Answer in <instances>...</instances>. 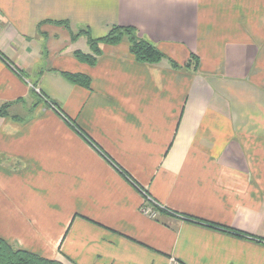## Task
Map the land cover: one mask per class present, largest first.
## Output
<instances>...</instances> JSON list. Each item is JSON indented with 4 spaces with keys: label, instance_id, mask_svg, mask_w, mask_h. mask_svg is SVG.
I'll list each match as a JSON object with an SVG mask.
<instances>
[{
    "label": "crops",
    "instance_id": "obj_1",
    "mask_svg": "<svg viewBox=\"0 0 264 264\" xmlns=\"http://www.w3.org/2000/svg\"><path fill=\"white\" fill-rule=\"evenodd\" d=\"M113 24L180 65L196 55V71L137 62L126 39L94 65L75 58L88 46L70 32ZM4 103L0 238L15 248L62 264H264V0H0Z\"/></svg>",
    "mask_w": 264,
    "mask_h": 264
},
{
    "label": "trees",
    "instance_id": "obj_2",
    "mask_svg": "<svg viewBox=\"0 0 264 264\" xmlns=\"http://www.w3.org/2000/svg\"><path fill=\"white\" fill-rule=\"evenodd\" d=\"M64 24L66 27V23ZM71 41H75L80 36H84L86 38L88 49L87 51L74 50L73 55L79 61L87 63L88 65H94L97 61L98 56L101 54V49L99 47L100 44H117L122 40L126 39L129 44V51L137 62L147 63V64H158L164 60H166L172 68H192L196 71L198 67V57L196 55L190 54L189 60L180 65L173 59L169 58L164 52H162L153 42L139 36L135 27L131 25H119L113 24L111 25L106 34L101 37H93L87 28H80L76 33H71ZM17 73L21 76L24 73L21 70L15 69ZM63 76H65L69 81L73 83L80 84L82 86H89V78L81 73H70V72H62ZM44 96V95H42ZM52 108L58 109L59 106L54 101H49ZM9 103H4L0 105V116H4L8 114ZM73 128L77 130L88 142H90L95 148L101 151V149L93 143V141L83 133L78 127L73 124ZM104 154V153H103ZM115 164V163H113ZM116 168L127 178L130 182H132L135 187H140L133 181V179L119 166L115 164ZM162 208H158L161 210ZM183 219L196 222L202 225L210 226L213 228H217L231 234L237 236H246L245 234L235 231L231 228L212 224L201 219H197L194 217L179 215ZM0 264H62L61 262L49 259L44 256H41L35 252L15 248L12 244L7 242L5 239L0 238Z\"/></svg>",
    "mask_w": 264,
    "mask_h": 264
},
{
    "label": "built area",
    "instance_id": "obj_3",
    "mask_svg": "<svg viewBox=\"0 0 264 264\" xmlns=\"http://www.w3.org/2000/svg\"><path fill=\"white\" fill-rule=\"evenodd\" d=\"M38 92V90L36 89ZM141 193L143 196V203L141 205V211L150 216L155 217L157 215L158 208L160 207L143 189H141ZM174 264H180L177 261L173 262Z\"/></svg>",
    "mask_w": 264,
    "mask_h": 264
}]
</instances>
